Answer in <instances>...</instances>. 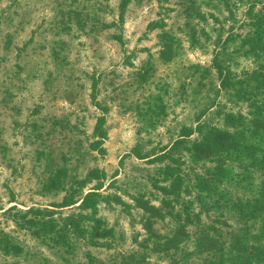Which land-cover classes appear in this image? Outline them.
<instances>
[{"label":"rangeland","instance_id":"rangeland-1","mask_svg":"<svg viewBox=\"0 0 264 264\" xmlns=\"http://www.w3.org/2000/svg\"><path fill=\"white\" fill-rule=\"evenodd\" d=\"M255 15L264 0H0V237L18 245L0 264H264ZM196 118L243 151L195 156ZM202 227L261 249L218 261Z\"/></svg>","mask_w":264,"mask_h":264},{"label":"trees","instance_id":"trees-1","mask_svg":"<svg viewBox=\"0 0 264 264\" xmlns=\"http://www.w3.org/2000/svg\"><path fill=\"white\" fill-rule=\"evenodd\" d=\"M261 17V16H260ZM254 19L251 20L252 24H256L255 29H257V31H259L260 28H262L261 30L264 29V17L261 18L262 21L258 20L257 21V17L255 15V17H253ZM257 21V22H256ZM256 22V23H255ZM260 32H256V36H259ZM215 67L216 70L219 74V78H220V86L225 88L226 87V81H227V76L223 77L222 73H223V67L221 64L219 63H215ZM229 74V73H228ZM255 77H252V79H254ZM237 86H238V90H242L241 88V84L242 81L237 82ZM212 107V103L207 104L206 109H209ZM204 114V113H203ZM199 118V117H197ZM196 118V119H197ZM242 117L241 115H226V120L230 121V120H240ZM243 119V118H242ZM197 126L195 128V132L200 133L202 135L201 139L198 141L200 146H204V149H197V154L195 156H202V157H206L207 155L210 154H214L213 150L215 148H219V149H226V151H228L230 154L239 150L240 152L243 151L241 149H239L240 147V143L242 141V132L241 131H236V132H231L229 130H223L221 128L216 127H212V126H208V125H204L203 123H200V121L197 119L196 120ZM246 121V120H245ZM248 122L246 123L247 125L252 126L251 122H254L253 120H247ZM239 122H242L239 121ZM205 128V131L202 130V128ZM193 130L189 129L187 131H184V133H181L182 138H179L180 141H183L181 139H183L184 137H186L187 135H190ZM105 133L100 132L98 133L99 137H103ZM238 151V152H239ZM262 163H261V169L264 168V155L262 158ZM55 182V186L56 188L60 185L59 181H54ZM262 184V190L260 195H262V198L260 199V203L262 205H264V179L261 181ZM61 187V186H60ZM93 193L88 192L86 193L83 197H81V199H79L80 203L77 204L78 209H81L82 207H85L87 205V202L89 201V199H91L90 197H92ZM69 197L65 196L63 197V200L58 204V205H52L54 207H62V206H67V205H71L74 203H78V199L74 200V199H68ZM262 205H260V208H263ZM154 208V207H153ZM12 209V208H11ZM259 216V215H258ZM262 223L264 222V213L262 216ZM41 222H44L43 220H40ZM80 228V223L78 224V222L76 223V220L74 222L73 220V225L71 226V230L72 232H74V230H76V234H78L77 232H80L81 230ZM200 231H198L197 233H195L194 237H195V243H196V251H198L199 253L203 252V250L209 251V253L211 252L212 254L208 255V257L210 258H214L217 259L219 257V260H224V258L230 259L231 257H233L232 259H241V257H243L242 255L244 254H253L255 253V251H258L261 249V244H258L256 246H252V245H246V249L244 248V246H241L242 242L239 241L238 236H231L232 242L230 243L228 250H225V246H222V243L220 242V240L222 239V237L219 235V233H210L208 231H205L202 228L199 229ZM55 236H57L56 233H53ZM50 236V235H48ZM54 236V237H55ZM259 236V235H257ZM52 237V238H54ZM262 238H264V236L261 235ZM1 244H3V248L4 249H8L9 245L11 246H15L17 247L18 245L15 244L14 242L8 241L3 237H0V249H2ZM240 244V245H239ZM178 246V245H177ZM174 249L176 247H173ZM172 248V249H173ZM249 249H251L249 251ZM213 251V252H212ZM208 253V254H209ZM226 253L230 254V257H226ZM225 254V256L223 255ZM247 254V255H248ZM123 258H126L127 256L125 254H122ZM211 261V260H210Z\"/></svg>","mask_w":264,"mask_h":264}]
</instances>
